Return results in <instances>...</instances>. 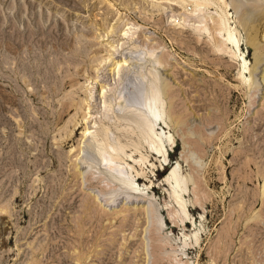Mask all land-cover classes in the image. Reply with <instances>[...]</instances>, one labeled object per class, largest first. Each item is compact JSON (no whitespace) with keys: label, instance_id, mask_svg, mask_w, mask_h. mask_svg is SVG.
Here are the masks:
<instances>
[{"label":"rangeland","instance_id":"1","mask_svg":"<svg viewBox=\"0 0 264 264\" xmlns=\"http://www.w3.org/2000/svg\"><path fill=\"white\" fill-rule=\"evenodd\" d=\"M224 1L251 67L246 36L264 54V0ZM190 8L177 0H0V264H264V84L248 87L242 62L215 52L217 37L171 22ZM128 23L133 45L154 46L164 64L162 126L174 143L166 163L141 149L154 164L141 167L146 198L125 195L110 207L100 195L117 183L78 165L81 102ZM63 104L71 109L58 121ZM173 168L186 178L197 245L164 182ZM183 235L192 237L188 251Z\"/></svg>","mask_w":264,"mask_h":264},{"label":"bare ground","instance_id":"2","mask_svg":"<svg viewBox=\"0 0 264 264\" xmlns=\"http://www.w3.org/2000/svg\"><path fill=\"white\" fill-rule=\"evenodd\" d=\"M177 3H180L182 9L188 6L191 8L189 12L181 9V14L171 16L174 18L171 22H178L177 25H182V27H190L198 34V38L202 35L209 39H213V36L217 37L219 41L214 46L215 52L221 55L229 53L232 58L242 62L240 75L241 79L245 80V75L248 74L247 84L249 86H247L259 87L260 84H264V63H262L264 54L260 52L259 44L255 37H251L248 30L250 36H246V45L253 49L254 63L251 67L249 64L246 65V58L240 50L239 32L235 21L230 22L228 18L229 14L224 9L228 6L224 0H177ZM212 8L215 11L211 12ZM217 8L219 11L216 10ZM261 9L257 15L264 20V7ZM176 17L179 18L176 20ZM129 24L131 25L128 26ZM122 28L111 55L99 61L98 66L95 67V75L90 82V85L93 86L87 87L85 97L82 99V123L80 126L83 127L82 141L78 145L77 152L78 165L80 170L86 171H83L86 175L89 174L97 180L117 183V190L104 192L100 195V198L110 207L114 206L118 198L124 199L125 195L128 198L145 197L138 184L140 179L146 178L141 167H148L147 164L154 167V164L148 160V156L141 149H146V153L155 155L158 159L163 158L162 161L166 163L169 158L167 144L174 143L170 131L165 132V127L162 126H168L165 122L167 87L162 85L163 80L160 77V68L164 64L154 55L156 52L154 46L148 49L137 44L133 45L136 35L133 23L124 24ZM123 50H126L127 53L118 56V58H111ZM136 54L138 56H135ZM108 63H110L108 67H105ZM148 63L150 68L146 66ZM107 68L110 69L107 70ZM257 75H260L259 79H257ZM69 109H71L70 106L63 104L57 120H61L63 114ZM174 123L176 125L180 121L176 119ZM77 124L72 125V134L79 130ZM134 154H138V159ZM162 161L161 166L164 171L165 167ZM131 162L134 165H131ZM135 166H138L140 170ZM164 182L169 186V196L178 208L175 212L178 213L181 226L185 229L187 223L192 225V237L197 245L200 229L197 230L196 221L190 218L184 199V193L187 190L186 178L180 174L177 168H173L164 178ZM137 192L139 194H136ZM261 194H264V183ZM142 201L146 200L142 199ZM187 237V235H183L184 243L182 245L188 251L190 243L187 241L192 240V237L189 239Z\"/></svg>","mask_w":264,"mask_h":264}]
</instances>
